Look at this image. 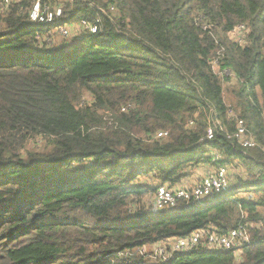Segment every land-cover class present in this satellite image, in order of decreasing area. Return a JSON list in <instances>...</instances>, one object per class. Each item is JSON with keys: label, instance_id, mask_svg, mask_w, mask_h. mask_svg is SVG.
I'll use <instances>...</instances> for the list:
<instances>
[{"label": "trees", "instance_id": "1", "mask_svg": "<svg viewBox=\"0 0 264 264\" xmlns=\"http://www.w3.org/2000/svg\"><path fill=\"white\" fill-rule=\"evenodd\" d=\"M36 4L94 31L47 47ZM237 119L258 141L247 152L228 138ZM223 164L247 179L204 204L145 200ZM240 224L238 257L136 250ZM0 264H264V0H0Z\"/></svg>", "mask_w": 264, "mask_h": 264}, {"label": "built area", "instance_id": "2", "mask_svg": "<svg viewBox=\"0 0 264 264\" xmlns=\"http://www.w3.org/2000/svg\"><path fill=\"white\" fill-rule=\"evenodd\" d=\"M40 12L39 5L36 4L31 14V21L40 22V24H50L52 21L59 23L65 18L61 10H58L56 14H48L46 17H41ZM83 23L86 24L85 21ZM237 30L239 28L236 29V32ZM238 40L240 41V38ZM215 69H218L217 65ZM219 73L221 74V72ZM223 73L227 76H234V73L228 69L224 70ZM217 124H220V122H217ZM221 130H224V128L221 127ZM215 131L216 126L210 125L206 134L207 139L213 140ZM167 134L168 132L166 131H160L158 132V137H163ZM228 138L234 140L245 152L258 145L256 136L249 130L244 119H237L236 130L233 133H229ZM212 156L213 164L219 162L223 157L222 153L217 151V149L212 151ZM231 175L228 165L223 164L208 167L203 177L193 183L183 181V183L176 184L173 187L165 183H157L153 195V212L166 214L178 210L181 205L204 204L206 200L229 191L232 185ZM250 238L248 226L244 224H240L225 232H219L214 228L202 227L185 236L163 239L154 244L138 247L136 250L143 255L151 252L152 257L159 259L160 262H167L176 252L191 250L202 244L215 251L233 250L238 257L241 254V248L250 241Z\"/></svg>", "mask_w": 264, "mask_h": 264}, {"label": "rangeland", "instance_id": "3", "mask_svg": "<svg viewBox=\"0 0 264 264\" xmlns=\"http://www.w3.org/2000/svg\"><path fill=\"white\" fill-rule=\"evenodd\" d=\"M41 20V19H40ZM50 21V20H48ZM47 22V21H45ZM58 22V21H57ZM47 26V38L44 41L45 46L47 47H54L56 45H67L68 42H73V40L76 39L72 38L75 33L76 36H81L82 35V30H89V26L87 24L83 23V20H73V19H68V18H64L61 20V22L56 23V22H51L50 24H44ZM93 30V29H92ZM237 36L239 37H245V33H244V28H239V30H237L236 32ZM74 43V42H73ZM75 44L77 45V41H75ZM10 56H16V55H11ZM9 59H11V57H9ZM19 59V58H18ZM24 58L20 59V61H22ZM89 96H85V100L89 99ZM35 145L31 144L29 145V149L33 150L35 149ZM233 164H231L229 170L231 175V179H232V183L233 184H237L239 181L236 180L237 176H241L245 179H247V175H246V171L244 170V168L242 167V165H239L238 167H233ZM204 175V171L202 170V168L200 169H194L193 173L191 175V179L192 180H197L201 177H203ZM195 182V181H194ZM190 183V182H189ZM237 194L239 195H245L244 191H239ZM145 200L147 201H151L153 200V195L148 196L145 198ZM255 223H251L250 225H253ZM146 257H148L146 255Z\"/></svg>", "mask_w": 264, "mask_h": 264}, {"label": "crops", "instance_id": "4", "mask_svg": "<svg viewBox=\"0 0 264 264\" xmlns=\"http://www.w3.org/2000/svg\"><path fill=\"white\" fill-rule=\"evenodd\" d=\"M75 35H76V33H75ZM75 35H74V36H75ZM202 169H203V168H202ZM191 175H192V174H191ZM191 175H190L189 177H186V178L184 179V181H186L187 183H189V182H190V183H193L194 181H196V180H192V179H191ZM197 180H198V179H197Z\"/></svg>", "mask_w": 264, "mask_h": 264}]
</instances>
